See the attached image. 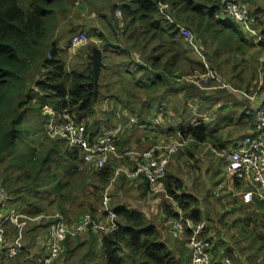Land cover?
Listing matches in <instances>:
<instances>
[{
	"label": "trees",
	"instance_id": "trees-1",
	"mask_svg": "<svg viewBox=\"0 0 264 264\" xmlns=\"http://www.w3.org/2000/svg\"><path fill=\"white\" fill-rule=\"evenodd\" d=\"M83 1L100 15L104 24L102 30L93 24L84 26L87 29L81 32L90 42L82 53L89 57L93 50L101 51L98 84L100 79L105 81V95L119 107L118 125L110 132L111 136L115 137L126 121L143 122L153 118L170 102L173 106L203 100L204 91L212 87L213 82L207 86L180 82L182 77L195 72L204 75L206 70L177 29L161 21L157 0ZM80 2L0 0V212L12 208L29 219L57 214L68 219L73 212L93 216L100 212L105 216L102 200L113 176L111 162L95 171L83 164L79 151L66 148L62 138H50L45 133L51 111L60 122L70 119L83 124L90 141L98 135V89L90 61H80L82 58L77 55L72 62L74 66L68 69L66 51L55 41L60 19ZM164 2L170 6L174 21L196 35L202 57L218 79H224L227 73V78L240 80L244 70L248 72L250 81L242 87L248 92L251 81L256 78L257 67L244 66L253 55L249 56L251 50L258 48L259 55L264 53V40L255 45L239 29L238 23L227 16H217L222 0ZM239 2L247 7L252 0ZM261 13L260 9L249 12L248 26H261L256 19ZM83 33L74 34L73 28L68 31L67 47L70 48L76 35ZM260 36L264 38V29ZM224 91L230 92V89ZM175 96L178 99L173 103ZM173 108L184 114L187 109ZM123 112L127 113V118ZM197 112L200 114L201 110ZM244 116L254 121V114ZM182 126L169 130L167 136L178 134L181 140L189 139L196 145L216 144V132L207 131L204 123L188 128ZM163 184L167 196L181 213L194 223L204 220L197 198L184 192L180 180L166 177ZM112 211L118 229L103 236L99 243L102 264H124L125 257L134 264H183V254L179 259L167 243L160 242L158 229L148 225L141 214L125 208ZM163 213L167 220L178 218L171 206L165 207ZM41 224L34 225L35 229ZM248 224L241 235L251 240L257 246L256 253L264 258V235L251 233L252 237H248ZM10 232V237H17L16 227L12 226ZM87 232L92 245L96 238L90 230ZM79 239L68 238L62 244L65 253L72 254L81 248L84 243ZM38 254H30L23 247L14 259H9L2 250L0 264H35ZM90 256L89 252L84 254L82 264H96L93 259L86 263Z\"/></svg>",
	"mask_w": 264,
	"mask_h": 264
},
{
	"label": "rangeland",
	"instance_id": "rangeland-1",
	"mask_svg": "<svg viewBox=\"0 0 264 264\" xmlns=\"http://www.w3.org/2000/svg\"><path fill=\"white\" fill-rule=\"evenodd\" d=\"M83 5H84V1L81 0L80 5L78 7L70 8V11L65 16V18L63 20L60 19V21H59L58 34L56 36L55 41L58 43V45L62 49H64L66 51L64 54V57L66 56V58H67V68L68 69H70V67L72 66V64H73L72 62L76 61L77 55H78V58L79 57L82 58V60L79 59L80 61H83V59L89 60V57H87L86 55H84L82 53L83 47L87 43L90 42L89 39L87 38V36L83 32H81V31H85L87 29L84 26L86 24H93V26L99 30H102L104 28V24H103L102 20L100 19V15L96 14L94 9L91 8L90 6L88 7V6H85V5L83 6ZM255 5H257V7H259V8H262V10L264 12V0H253V4L247 5L250 13L255 8ZM170 15L172 18L171 8H170ZM217 16L225 18V16L222 14L221 9H219ZM261 20L263 21L264 18L261 17ZM161 21L164 22L163 19H161ZM81 27H84V28H81ZM238 27L241 31L244 32V34L247 37L250 36L248 34L250 28L247 30L242 25H238ZM72 28L74 30V34L83 33L87 38V42L81 48H79L77 50H72L71 48L67 47L69 45V43H67L68 42L67 36H69L68 31H70ZM79 28H81V29H79ZM184 28H186V27H184ZM187 30H189V29H187ZM255 31L258 32L257 30H255ZM192 34H194V33H192ZM220 44H222V43H220ZM196 48L197 49H193L191 46L188 45V49H190L193 52V56L195 57V59L200 60L203 63L204 67L205 66L207 67V68L205 67L206 70L210 71V67H209L208 62H206L202 58V54L200 52L201 50L198 47V43H197ZM257 51H259V50L257 49ZM257 51L256 52L253 51V52L249 53V56L252 54L253 55L250 57V59L247 60L246 65L244 66V68L245 67L251 68L253 66L258 68V69L256 68V72H255L256 78L251 81V86L248 89V93L246 92L245 89H242V87L244 86V88H245V82L250 81L251 76L247 75L248 72L244 70L243 75L241 76L240 80H239V78L238 79L237 78H227V76L229 74L226 73L224 79L223 78H221V80L219 79L220 82L215 83L214 86L212 85V87L208 86L206 88L207 90L204 91V95L212 96L210 94L217 92V91L226 93L227 91H224V89L223 90H221V89L216 90V88H219V86L223 87L222 85H224V86H226V89H230V93L241 92L238 94H242L243 96H245L244 93H247V95L253 96L254 92L256 91V88H259V85H256V81H258V79H260L259 82L261 83V81H263V79H264V56L262 57V55H259L260 51L259 52H257ZM199 52H200V54H199ZM74 64H73V66H74ZM223 71L225 73L227 71V69L224 68ZM212 73L215 75V71ZM198 74H199V72H195L190 76L182 77L180 82L190 84L189 82H192V80L196 79ZM245 75H246V77H245ZM104 82L105 81H101V79H100L99 84L97 86V89H98V91H97V93H98L97 94V106L100 109V113L96 114V119L101 118L104 120L112 121L113 118H112L111 114L110 113L103 114V112L108 107H110V111H113L114 108H117V104L114 100L107 98L108 97L107 94L105 95V90L103 87ZM203 86H207V85L203 84ZM109 90H111V89H109ZM227 93H229V92H227ZM177 99H178V96H175L173 98V103H175ZM201 103L202 102H200V101H195L192 103L191 102H186V103L184 102V103H179L178 105L174 104L172 106L171 102H170L169 104H166L162 109L158 110V112H157V110H155V112H157L158 114H155L154 117L160 118L159 124L157 126H156V124H157L156 118H154L153 121L150 119H148V120L145 119V120H147V122L144 123V125L146 127L145 131L143 129L133 128V127H136L134 125H135L137 119L133 120L134 123H131L129 121L128 127H130L129 128L130 131L128 133V135H129L127 138L128 141L124 145L121 143L119 144V142H118V148L121 150L120 154L124 155L125 151H123V148H125V150H131L133 152H141L142 151V153H144L148 149L156 146L157 145L156 143L160 140H155L152 144L148 143V141H146V142L142 141V138H144L145 135H148V134L150 135V138H151V136H153L154 138L159 137V139H161V141H167V143H169V142L171 143L174 141L175 142L181 141V138L179 136H177L178 134L175 136H172V137H169L170 135L166 136L168 134V131H166V130L169 127L175 128L177 126H180L181 124H183L182 128H188V127H190V125L191 126L192 125H194V126L198 125V123L200 122L199 117L204 115V114H199L197 112V109H200V107H201V106H199V104H201ZM203 105H205V108H206L208 104L204 103ZM174 106L177 107V109H179V107L180 108L187 107L186 113L184 114L182 110L174 109L173 108ZM213 106H214V109L210 108V110H209L208 119L211 118V121L208 124L211 125V127H210L211 131L217 130L218 132H221V135H223L224 130L228 126V120H229L231 113H234L236 116H238V114L241 115L242 113H244V110L241 106H233V107H225V108H223V106H221V108H219V107H217V104H213ZM213 106L211 105L210 107H213ZM156 108H157V106H156ZM250 108H255V107L253 105ZM49 114H50V117L48 120L46 132H45L47 134V136H48L49 127L52 128L53 125L60 123V120L55 119L56 117H54V114L51 111L49 112ZM180 114H181V117H180ZM206 117H207V114H205L203 116V120ZM91 121H92V119H91ZM117 125L112 128L111 123H107L105 128H106V130L108 129L109 131H107L105 133L109 134V132L114 131L115 128H117ZM160 126L163 127L164 130H161V131L156 130V129L160 128ZM101 135L105 136L106 134L98 133V135L96 136V138L94 140L102 137ZM115 138H116V135H115ZM241 141H242V139L239 140V143ZM116 148H117V143H116ZM231 151H232L231 147H227V149L224 150L225 153H231ZM142 153H140V154H142ZM190 153H194L193 159L188 158V157H191ZM220 155H221L220 153L219 154L216 153V155L214 154L212 147L209 143H204V145L200 146L198 148V150L193 149V146L190 143V145L185 146L183 149L178 150L177 153H175L174 155H172L170 157V162L166 168V171L167 170L169 171L172 168H173L172 171L178 170L179 178H181L185 184V185L183 184L184 192H186V189H188V191L190 190L192 192L191 194L198 199V208L200 209L202 207V210H203V212L201 211L202 215H203L202 217L205 218L204 221H206L207 224L210 225V229H212L213 231L215 230L217 232V228H218L217 220H218V218H220L222 221L223 218L225 217V219L223 221V224L225 226L223 228L225 229V233L227 235L225 237H223V240L227 239V241L230 244L235 243V245H236L237 251L236 252L232 251L229 254V255L236 254L239 257V260L234 262V264H264V260H263L264 258L261 255L256 253L257 246L253 245L251 243V240L244 239L243 236L241 235V232L245 228V224H244V221L241 220L242 219L241 218V208H240V204L238 201L239 197H235V194H237V192L233 191L231 189V186H230L231 184H230V181L228 179L229 177L226 175L227 173H225L226 172V162L223 158L220 157ZM110 162L116 163L115 160H112ZM128 164H129L128 161H126L124 164L117 161V166H115V167H116V169H120L123 166L124 168L129 169ZM180 171H181V174H180ZM185 172L187 173V175ZM120 177L116 178L113 184H109V186L111 188L109 189V191L107 190V192H106V195L109 199V204H108L109 209H112L113 204L120 203V201L124 204H129L131 206L133 205V208H139V206L135 203V201H137L139 199L137 197H134L133 195H135V193L132 192L133 190H137V187L133 186L136 184L128 183V181L126 183L123 181V183L119 184L118 179H120ZM117 182H118V184H117ZM161 197H162V195H161ZM130 199H132V201L129 202ZM161 200H163L164 202H162V203L158 202V204L160 206H158V205L156 206L159 208L158 209L159 212H161V208L168 201L165 198L163 199V197L161 198ZM122 206L123 205L118 204V205H115L114 208H121ZM149 206L150 205H145L142 208L147 210V209H149ZM99 210H101V208H99ZM7 211L8 210H2L0 212V214H5ZM134 211L143 215L142 210L140 211L139 209H135ZM82 213L83 212H80L78 214V216H76V217H78L75 220L76 223L80 222V217L83 215ZM98 214H101V213L99 212ZM151 215H152V217L149 221H148L147 217H145L143 215L147 220L146 221L147 224L149 223L150 226L153 225L154 227L157 226L156 228L158 230H159V228L161 229V232L158 231L159 232V241L160 242L163 241V242L167 243V245L172 250H174V255L180 259L181 256L179 255V252H180V250H182L181 248H183L184 245L186 246L187 239L184 238V240L182 242H180V243H183V246L180 244L177 245L175 242L174 243L170 242V241H173V238L171 237V234H170L171 232L168 231L169 230L168 227H166L167 226V220L165 221V224H163L164 221L162 220L161 216H159V215L154 216V214H151ZM42 217L43 216L38 217V219H33V221H24L25 223L20 224L21 227L19 226L20 228H18V232L16 234L17 237H20V240L18 242L20 249L25 247L26 251L29 252L30 254H33V255L40 253V255L38 254V257L34 258V261L36 262L35 264L41 263V261L43 260L45 255H47V247L48 246H47V242L45 239L49 236L50 228L52 226H56L59 223H64L66 225L68 224L66 218H64L63 216H60V218L56 219V220H47V221L45 219H42ZM229 218L233 222H229L230 224L229 223L227 224ZM212 219H215V220L212 221ZM39 223H42V224L38 228L35 229L34 225H39ZM70 223H72V221H70ZM233 223H236V225L234 227H233ZM231 224H232V227H230ZM11 227H8V226L5 227L6 228V237H7L6 241L8 244L7 247L6 248H0V252H2V250H4L5 255L7 254V249H9L10 247L13 246V244H10V243H12L11 240L17 238V237L14 238V236L10 237V235H11L10 228ZM165 227H166V229H164ZM165 230L168 232V236H169L168 238L166 237V234L164 233ZM249 233L251 234L250 231H249ZM93 234H94V238H96L95 243H93L91 245L89 243V241H85V237L88 235V233L86 232L84 234V236H82L79 239V240L83 241V243H84L81 246V248H79L78 250H76L75 253H72V254L65 253V250L63 249L62 255L59 257V259L56 260V262L54 264H82L83 255L86 254L87 252H89L91 256H90V258L86 259V263H89L93 259V260L97 261L96 264H102L103 262H102L101 258H99L100 254H101V246L99 245V243H100L103 236H101L97 233L96 234L93 233ZM71 241H74V240H71ZM96 241H98V242L96 243ZM211 244H212V242H211ZM71 245H74V243H72ZM212 246H213V244H212ZM43 250L46 254L43 252ZM19 251H21V250H19ZM211 252H213L212 249H211ZM181 254H183V257H184V263L190 264V252H189V250H185ZM9 255H10V253H9ZM14 257L15 256H9V257L7 256V258H9V259H14ZM243 257H246L247 259H244ZM241 258L243 259L242 262H240ZM123 260H124V264H134L131 262L130 258L125 257V258H123Z\"/></svg>",
	"mask_w": 264,
	"mask_h": 264
},
{
	"label": "built area",
	"instance_id": "built-area-1",
	"mask_svg": "<svg viewBox=\"0 0 264 264\" xmlns=\"http://www.w3.org/2000/svg\"><path fill=\"white\" fill-rule=\"evenodd\" d=\"M157 5L160 19L174 26L180 38L186 41L193 49H197L198 41L196 36L191 31L176 23L173 17L171 18L170 6L164 0H157ZM221 10L224 16L244 26L245 29H249L248 7L243 6L239 0H222ZM86 42L87 38L83 34H78L72 39L70 48L77 50ZM259 42L262 41L259 40ZM211 82H213L214 86L220 80L211 71L206 70V74H198L196 79L189 83L200 85ZM222 86L215 88L216 90L226 89V86ZM130 122L134 123L133 119H130ZM253 127L254 130L252 133L245 136L231 153H225L224 151L220 153V157L226 162L228 174L238 184L248 187V191L241 196L243 203L246 205L254 197L258 201L264 202V104L254 113ZM48 137L62 138L65 141L66 148L71 151H79L83 164L95 171L102 170L112 160H119L125 157V155H119L116 152L117 140L114 136L106 134L94 141H90L85 133L84 125H78L70 119L55 124L52 128L49 127ZM191 142L192 140L182 139L179 142L174 141L167 144H158L144 153L136 155L135 165L132 169L120 170L119 172L131 183H145L151 194L163 195L167 199H170L163 186L170 157ZM116 178V176L113 178L111 184L114 183ZM108 204L109 199L105 194L102 200V210L105 216L102 213L96 216L91 215V213H84L80 217V222L72 226L64 223L52 226L46 240L48 246L47 255L39 264H53L60 257L63 251L62 244L68 238H81L89 230L101 236H106L116 231L118 229L117 218L109 209ZM177 213L178 218L167 220V227L174 236L185 237L187 239L186 248L190 252V264H221L212 259L211 244L206 237V221L202 220L194 223L186 215L181 213L180 210ZM59 218L60 215L58 214L50 217H42L46 221ZM24 221H33V219L27 218L15 209H9L5 214H0V248H6L8 245L5 227L14 226L18 229L21 227L20 224L25 223ZM19 240L20 237L15 238L11 243L13 246L7 249L8 257L16 256L20 252Z\"/></svg>",
	"mask_w": 264,
	"mask_h": 264
},
{
	"label": "crops",
	"instance_id": "crops-1",
	"mask_svg": "<svg viewBox=\"0 0 264 264\" xmlns=\"http://www.w3.org/2000/svg\"><path fill=\"white\" fill-rule=\"evenodd\" d=\"M251 4H253V0H252ZM256 9H260L262 11V13L259 16H256V19L259 20V22L262 23V25L258 26L257 28H253L252 26H249L250 32H248V34L250 36L247 37V39L252 41L255 45L259 43V40H261V41L264 40V38H262L260 36V31L262 29H264V20L263 21L261 20V17L264 18V12H263L262 8L257 7V5H255V8L253 10H256ZM255 30H257L258 32H256ZM257 49L258 48L253 49V50H251V52H253V51L256 52ZM257 52H259V51H257ZM261 55L263 57L264 53H262ZM101 63H102V60H101ZM259 81H260V79H258V81H256V85H259V88H256V91L254 92L253 96L252 95H247L248 92L244 93L245 96H243L242 94H238V93H241V92H238V93H235V92L227 93L226 92V93H224V92H220V91H217V92H214V93L210 94L212 96H207V95L203 96V100L201 101L202 103L200 104V106H201L200 107V110H201L200 114H204V115L207 114V117L203 120V116L204 115L200 116L199 117L200 118L199 121L201 123H204L207 126V128H208L207 131L216 132V134H217V140L215 142L216 144L213 146V144L209 143L211 145L212 150H213L215 155H216V153H218V154L221 153V151H224L225 149H227V147H231V150L233 151L236 148V146L238 145L239 140L243 139L245 136L249 135L254 130V127H253L254 121L250 122L249 119H247L244 116V114H246V115L247 114H254L264 104V79H263V81H261V83ZM204 103L208 104L206 108H205V105H203ZM213 104H217V107H219V108H221V106H223V108H225V107H233V106H241L243 108V110H244V113H242L241 115L238 114V116H236L234 113L230 114V117H229V120H228V126L224 130L223 135H221V132H218L217 130H212L211 131L210 130L211 125L208 124L211 121V118L208 119L209 110H210V108L214 109ZM211 105L213 107H210ZM253 105H254L255 108H250ZM96 111H97V114L100 113V109L98 108V106L96 107ZM108 113L111 114V116L113 118L112 121L104 120V119H101V118H97L96 119L97 120V132L98 133H105V132L109 131L108 129L106 130V128H105L107 123H111L112 128L117 125V123H118V115H119V107L114 108L113 111H110V107L106 108V110L103 112V114H108ZM125 113L126 112H123V115L127 118L128 117L127 113H126V115H125ZM154 118H156V117L150 118V120L153 121ZM147 120H143V122H139V121L136 120V123L134 125L136 127H133V128H135V129L136 128L143 129L145 131L146 127H145L144 123H146ZM156 120H157V124H156V126H157L159 124L160 118L157 117ZM89 122H92V121L89 120ZM125 124L126 125L124 126V128L123 129L121 128V130H120V132L118 134L115 132L117 134L116 135V140H117L116 141V143H117L116 152L119 155H122V154H120L121 150L118 148V142H119V144L121 143V144L124 145L128 141L127 138L129 136L128 133L130 131V129H129L130 127H128L129 121H128V123L126 121ZM171 129H176V128L169 127L166 131H169ZM156 130L161 131V130H164V129H163V127L160 126V128H158ZM109 134H110V132H109ZM155 140H160V141H158L156 143L157 145L161 144V143H167V141H161V139H159V137L154 138L153 136H151V138H150L149 134L145 135V137L142 138V141H145V142L148 141V143H151V144ZM191 145L193 146V149L198 150V148L200 146L204 145V144L196 145L194 143H191ZM219 147H222V148H219ZM218 150H220V151H218ZM123 151H125L124 152L125 157L121 158L119 160L115 159L116 163L115 162L111 163L112 170H113V176H112V178L110 180V184L113 181V178L115 176L117 178H119L121 176L120 179H118L119 184L123 183V181L125 183L127 181H128V183H131L119 171L120 170H130V169H132L134 167V165H135V160H136L135 156L140 154V153H142V151L141 152H133L131 150H125V148H123ZM190 155H191V157H188V158H192L193 159L194 158V153H190ZM117 161H119L122 164H124L126 161H128L129 169L128 168H124L123 166L120 169H116L115 166H117ZM172 169H170L169 171L168 170L166 171L165 179H166V177L177 179V180H180L184 184L183 180L181 178H179L178 170H173L172 171ZM225 173H227L226 175L229 177L228 179H229L230 184H231L230 185L231 189L233 191L237 192V194H235V197H239L238 201H239L240 208H241V218H242L241 220H243L244 224H245V228L244 229H246V224L249 223L248 224L249 226L247 228V236L248 237H252V234H250L249 231L251 233H253V234H257V235L263 236L264 235V202H260L254 197L252 199V201L248 205L244 204L243 201H242L241 196H242L243 193L248 191V187H244V185H240L236 181H234V179L228 174L227 170H226ZM180 174H181V171H180ZM186 175H187V173H186ZM163 183H164V181H163ZM117 184H118V182H117ZM133 186L137 187V190H133L132 192L135 193V195H133V196L137 197L139 199V200L135 201V203L139 206V208H133V205L131 206L129 204H124V203H122L120 201V203L113 204L112 209H110L111 211L113 209H117V208H114L115 205L120 204V205H123L121 208H125V209L130 210V211H134L135 209H139L140 211L142 210L143 215L145 217H147L148 221L152 217L151 214H154V216L159 215V216H161L162 220L164 221L163 224H165V221L167 219L164 218V213H163L164 208L167 207V206H171V207L174 208L175 211L179 210L177 204L172 199H167L166 197H164L162 195L163 199L165 198L168 201L167 202L165 201L166 203L161 208V212H159V210H158L159 208L156 207V206L157 205L160 206L158 204V202H160V203L164 202L163 200H161V198H162L161 195H153V194H151V192L149 191L148 186L145 183L136 184V185H133ZM163 186H164V184H163ZM110 188L111 187L109 186V189ZM109 189H108V191H109ZM185 193L189 194V195H192L191 194L192 192L190 190L188 191V189H186ZM130 201H132V199H130L129 202ZM145 205H150L149 209L145 210L144 208H142ZM200 209H199V211L203 212L202 207ZM134 212H136V211H134ZM202 212H201V215H202ZM76 216H78V215H76V213L73 212V213L70 214V217L68 219L66 218V220H68V221L70 220V221H72V223H74L75 220L78 218ZM203 219H205V218H203ZM215 219H212V221H214ZM224 219H225V217L221 221V219L218 218V220H217V225H218L217 232L215 230L213 231L212 229H210V225H208L207 222H206V224H207L206 237L208 238L210 244H211V242L213 244V246L211 244V248H212V251H213V252H211V255H212V259L214 261L219 262L221 264H234V262L239 260V257L236 254L229 255L230 252H232V251L236 252L237 251L235 243H231L230 244L227 241V239L223 240V237H225L227 235L225 233V229L223 228L225 226L223 224ZM145 220H146V218H145ZM229 222H233V221H231L230 218H229L227 224ZM72 223L68 222V224H72ZM148 225H150V224L148 223ZM235 225H236V223H233V227ZM155 227H157V226H155ZM166 227L164 229H166ZM230 227H232V224H231ZM158 231L161 232V229L159 228ZM87 233H88V235L85 237V241H88L89 237H90L89 236V232H87ZM164 233L166 234V237L168 238L169 237L168 236V232L165 230ZM170 234H171V237L173 238V241H170V242H172V243L175 242L177 245L180 244V245L183 246V243H180V242H182L185 237H176L172 233H170ZM45 240H47V238ZM181 249L182 250H180L179 255H181V253L183 251L187 250L185 245ZM243 258L247 259L246 257H243ZM181 261H182L183 264H185L184 263V257H182ZM242 261H243V259L241 258L240 262H242Z\"/></svg>",
	"mask_w": 264,
	"mask_h": 264
},
{
	"label": "water",
	"instance_id": "water-1",
	"mask_svg": "<svg viewBox=\"0 0 264 264\" xmlns=\"http://www.w3.org/2000/svg\"><path fill=\"white\" fill-rule=\"evenodd\" d=\"M90 65L93 70V74L95 77V86L97 88L98 86V77L100 73V67H101V51L99 50H93L92 56H89Z\"/></svg>",
	"mask_w": 264,
	"mask_h": 264
}]
</instances>
